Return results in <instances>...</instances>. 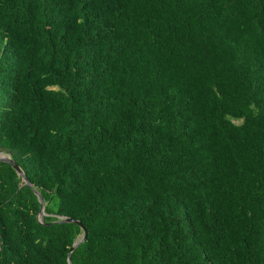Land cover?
I'll return each mask as SVG.
<instances>
[{
	"label": "trees",
	"instance_id": "trees-1",
	"mask_svg": "<svg viewBox=\"0 0 264 264\" xmlns=\"http://www.w3.org/2000/svg\"><path fill=\"white\" fill-rule=\"evenodd\" d=\"M0 264H264V0H0Z\"/></svg>",
	"mask_w": 264,
	"mask_h": 264
},
{
	"label": "water",
	"instance_id": "water-1",
	"mask_svg": "<svg viewBox=\"0 0 264 264\" xmlns=\"http://www.w3.org/2000/svg\"><path fill=\"white\" fill-rule=\"evenodd\" d=\"M0 162H3V163H6L8 165H10L14 170L15 172L17 173V175L19 177H21V180L23 181V183L28 186L29 188H32V186L30 185V183L27 181L25 175L23 174V172L21 171V169L14 163V161H12L7 155L3 154L2 152H0ZM34 194L36 195L37 199H38V202H39V205H40V209H39V213L37 215V219L39 222H42L43 221V218L45 216V213H44V203H43V200L41 198V196L36 192L34 191ZM58 223H72V224H75L77 225L83 232L82 236H80L77 241H75V243L71 246V248L69 249V252L67 254V264H72L71 263V253L76 249V247L80 244V243H83L86 241V236H87V233L86 231L84 230V228L81 226L80 222L79 221H76V220H73V219H69V218H64L58 222Z\"/></svg>",
	"mask_w": 264,
	"mask_h": 264
}]
</instances>
